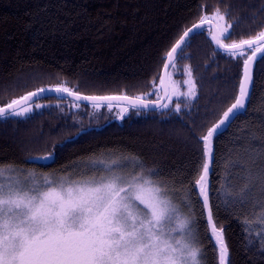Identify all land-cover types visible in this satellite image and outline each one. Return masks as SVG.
Returning a JSON list of instances; mask_svg holds the SVG:
<instances>
[{
    "label": "trees",
    "instance_id": "obj_1",
    "mask_svg": "<svg viewBox=\"0 0 264 264\" xmlns=\"http://www.w3.org/2000/svg\"><path fill=\"white\" fill-rule=\"evenodd\" d=\"M216 9H230L229 22L238 21L237 34L224 40L226 44L248 38L264 26V0H0V102L62 81L90 95L135 96L152 91L154 84L158 95L148 98H158L163 57L184 30L211 18ZM211 35L210 27L195 35L185 52L190 58L181 60L178 55L170 68L182 83L190 66L197 81L198 100L188 101L186 107L180 98L182 119L164 110V115L154 111L121 121L117 109L95 110L85 102L80 111L53 108L32 119L10 118L0 122V168L21 176L34 171L79 179L84 172L104 174L88 170L89 161L142 160L162 170L153 179L176 194L174 202L185 213L181 201L189 199L198 221L201 259L219 264L205 209L202 215L192 184L201 160L193 129L196 136H203L234 102L241 66L215 46ZM37 102L71 104L57 96ZM210 112L214 114L207 115ZM214 151L218 159L210 175V203L214 222L224 231L229 264H264V236L257 235L264 233V57L255 66L246 110L214 141ZM49 152L55 155L47 163L29 158ZM213 186L246 202L225 208L222 201L213 200Z\"/></svg>",
    "mask_w": 264,
    "mask_h": 264
},
{
    "label": "snow or ice",
    "instance_id": "obj_2",
    "mask_svg": "<svg viewBox=\"0 0 264 264\" xmlns=\"http://www.w3.org/2000/svg\"><path fill=\"white\" fill-rule=\"evenodd\" d=\"M230 11L215 10L214 17L223 22V26L216 24V32L211 35V40L226 57L240 63L237 94L234 102L203 136H196L193 129L195 141L200 146L198 152L201 160L196 169L198 175L192 184L202 215L203 210H207L205 219L218 244L219 264H229V249L223 228H217L213 222V204L209 202L210 169L214 170V161L218 159L214 141L246 110L254 85V65L264 57V26L248 38L233 40L231 44L224 43V40H230L237 34L234 28L238 21L229 22ZM210 26L211 21L202 19L199 24L184 30L163 57L167 61L164 69L174 66V54H178L181 60L190 58L185 56V52L191 47L193 37L203 34ZM187 76L188 79L183 82L187 86L184 92L170 78L167 84L160 79L159 91L164 92L167 102L159 97L148 98L158 95L154 84L151 85L152 91L135 96H100L84 95L62 81L56 87L37 88L18 99L0 102V118H3L0 122L6 123L10 118L32 119L37 114L42 115L43 110L51 111L53 108L61 112L65 107L69 112L73 108L80 111L83 102H88L85 107L95 110L117 109L116 118L121 121L154 111L164 115V110L182 119L180 98L184 97L186 107L188 101L198 100L197 81L190 66ZM49 92L70 99L71 104L62 107L59 103L37 102L47 99L44 94ZM173 97L177 101L174 104ZM192 110L194 108L189 109L188 114ZM83 131L85 129H81ZM54 155V152H49L47 156L34 159H51ZM129 166L139 171L133 174L120 171ZM87 168L99 169L104 174L89 176L84 172L79 179L54 177L42 181L29 179L26 175L23 180L0 181V264H166L162 256L169 251V245H195L198 249L195 264H205L201 259L203 250L197 246L195 209L185 198L181 203L188 211H182L180 204L174 202L176 194H170L167 187L162 186L163 182L153 179L161 175V169L151 168L144 161L131 157L124 161H89ZM2 175L3 171L0 170ZM261 183L264 184V178H261ZM212 196L214 201H222L225 208L232 203L246 202L243 197H230L225 189L217 192L215 186ZM215 206L219 209L220 205L216 203ZM242 223L245 227H251L247 222ZM257 235L264 236V233ZM170 250L174 252L176 248ZM261 251H264V247Z\"/></svg>",
    "mask_w": 264,
    "mask_h": 264
},
{
    "label": "rangeland",
    "instance_id": "obj_3",
    "mask_svg": "<svg viewBox=\"0 0 264 264\" xmlns=\"http://www.w3.org/2000/svg\"><path fill=\"white\" fill-rule=\"evenodd\" d=\"M212 17L211 18H209V19H212V20H214L215 22H216V24L217 23H220L222 26H223V22H219V21H217L216 19H215V17H214V14L213 15H211ZM188 69V68H187ZM187 69H186V76H185V78H184V80H183V82L185 81V80H187L188 79V76H187ZM175 75H174V73L173 72H171L170 73V75H169V78L171 79V81H174L175 82V84H176V86L178 87V89L181 91V92H184V91H186L187 90V86L182 82H180V80H178L176 77H174ZM173 99H175V97H173L172 98V100ZM167 102V101H166ZM114 110V109H113ZM116 110V109H115ZM110 161H112V160H110ZM109 161V162H110ZM122 169H124V168H122ZM134 168L133 167H131V166H129V168H128V171H124L123 173H125V174H133L134 172H137L136 170H133ZM0 170H2L3 171V175L2 176H0V181H2V182H7L9 179H11V180H17V179H19V180H23L24 178H25V176H21V175H19V174H17V172H15L13 169H11V168H7V167H3V168H0ZM45 174V173H44ZM27 176H28V178L29 179H35V180H38V181H42L44 178H51L50 177V175H48V174H45V175H38V174H36V173H34V171H29L28 172V174H27ZM41 176V177H40ZM53 178V177H52Z\"/></svg>",
    "mask_w": 264,
    "mask_h": 264
},
{
    "label": "water",
    "instance_id": "obj_4",
    "mask_svg": "<svg viewBox=\"0 0 264 264\" xmlns=\"http://www.w3.org/2000/svg\"><path fill=\"white\" fill-rule=\"evenodd\" d=\"M205 21H211V26H210V28H211V33L213 34V33H215L216 32V22L214 21V20H212V19H204ZM201 21H198V22H196V23H194V24H199ZM192 26V25H191ZM190 26V27H191ZM226 44V43H225ZM174 57H175V59L178 57V54H174ZM175 59H174V61H175ZM259 61V60H258ZM257 61V62H258ZM257 62H256V64H257ZM164 63H167V61L165 60V62ZM256 64L254 65V69H253V76H254V70H255V66H256ZM171 66L172 65H170L169 66V68L168 69H164V67H163V69H162V72H161V78L160 79H164L165 80V82H166V84L169 82V75H170V68H171ZM254 86V85H253ZM170 90V89H169ZM35 91V90H34ZM252 91H253V87H252V89H251V95H252ZM32 92V91H31ZM27 94V93H26ZM26 94H24V95H26ZM82 94H84V93H82ZM23 95V96H24ZM46 97H54V96H57V97H60L58 94H56V93H51V92H49V93H45L44 94ZM84 95H90V94H84ZM100 96H102V95H100ZM159 98L160 99H162V101L163 102H166L167 101V97L164 95V92L163 91H161V95L159 96ZM18 99V98H17ZM149 99H151V98H149ZM155 99H157V98H155ZM250 100V99H249ZM249 100L247 101V104H248V102H249ZM85 103H88V102H85ZM48 154H45V155H41V156H36V157H43V156H47ZM54 157V156H53ZM35 157H33V159H31L33 162H38V163H44V162H50V161H52V159L53 158H51V159H34ZM211 172H212V169H210V175H211ZM210 175H209V202H210V191H211V185H212V181H211V178H210ZM206 209H205V214H206ZM213 222H214V219H213ZM208 226H209V230H210V225L208 224ZM210 232H211V230H210ZM211 235H212V233H211ZM212 237H213V240L215 241V239H214V236L212 235ZM226 242V241H225ZM216 243V242H215ZM216 245H217V248H218V244L216 243ZM218 253H219V248H218Z\"/></svg>",
    "mask_w": 264,
    "mask_h": 264
},
{
    "label": "clouds",
    "instance_id": "obj_5",
    "mask_svg": "<svg viewBox=\"0 0 264 264\" xmlns=\"http://www.w3.org/2000/svg\"><path fill=\"white\" fill-rule=\"evenodd\" d=\"M176 227L178 228L179 225L177 224ZM172 247L176 248L174 252L170 250ZM196 259H198V249L195 245H191L190 247L169 245V251L162 256V260L166 264H195Z\"/></svg>",
    "mask_w": 264,
    "mask_h": 264
}]
</instances>
